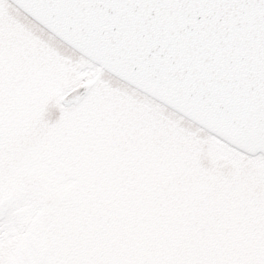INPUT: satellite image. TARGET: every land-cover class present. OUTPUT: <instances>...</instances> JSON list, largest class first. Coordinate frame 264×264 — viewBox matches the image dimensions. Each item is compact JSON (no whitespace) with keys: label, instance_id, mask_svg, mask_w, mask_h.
Returning a JSON list of instances; mask_svg holds the SVG:
<instances>
[{"label":"snow or ice","instance_id":"6c2138e0","mask_svg":"<svg viewBox=\"0 0 264 264\" xmlns=\"http://www.w3.org/2000/svg\"><path fill=\"white\" fill-rule=\"evenodd\" d=\"M0 264H264V0H0Z\"/></svg>","mask_w":264,"mask_h":264}]
</instances>
